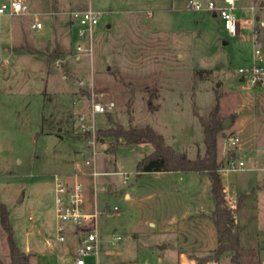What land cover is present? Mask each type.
Wrapping results in <instances>:
<instances>
[{"label":"rangeland","instance_id":"1","mask_svg":"<svg viewBox=\"0 0 264 264\" xmlns=\"http://www.w3.org/2000/svg\"><path fill=\"white\" fill-rule=\"evenodd\" d=\"M23 1L26 10L5 14L0 21V201L9 208L17 244L34 254L32 264H73L79 238L70 232L64 241L57 237L53 175L90 170L85 160L93 146L79 117L85 114L90 123L94 94L116 102L113 110L96 114L97 131L110 125L111 115L127 127L149 123L192 158L206 151L200 118L219 104V116L226 121L218 135V157L227 205L235 207L239 196L251 190L235 211L246 251L238 262L231 250L217 258L208 175H137L139 144L97 132V162L110 170L99 174L97 182L107 190L101 176H109L118 188L117 196L105 199L98 189V209L109 211L99 216L102 235H122L121 252L110 259L176 264L186 250L206 253L205 258L215 257L219 264H257L258 259L264 264V192L260 202L255 197L264 188V82L249 86L238 72L252 64L255 45L264 51V17H255L264 16V0L238 10L237 34L225 28L220 15L193 9L188 0ZM90 4L103 10L92 54L76 50L69 21L71 9ZM51 134L60 140L47 148ZM142 151L146 155L151 148ZM113 170L130 172L128 182ZM91 184L88 200L94 209ZM193 190L204 209L188 216L184 206L194 209ZM0 258L9 264L1 215ZM87 260L95 262L94 257Z\"/></svg>","mask_w":264,"mask_h":264},{"label":"built area","instance_id":"2","mask_svg":"<svg viewBox=\"0 0 264 264\" xmlns=\"http://www.w3.org/2000/svg\"><path fill=\"white\" fill-rule=\"evenodd\" d=\"M187 4L193 9L207 8L217 12L223 19L225 28L232 34L238 33V18L236 10L238 0H208L205 4L201 0H188ZM27 9L23 0H8L0 3V21L5 14H17ZM103 15V10L94 8L91 4L86 7L71 9L69 13L70 23L75 34V48L79 52L87 51L93 53V35L96 26ZM37 26H42L37 22ZM78 57L80 54L78 53ZM1 63V61H0ZM242 81L249 86H256L264 82V51L263 48L255 45L254 60L250 65H242L238 69ZM116 106L114 100L103 101L97 99L95 94L91 98L90 123L86 121V115L81 114L82 130L88 132L90 144L93 146V154L85 160L90 167L89 171L77 169L70 173L55 172L53 175V191L55 201L56 231L59 240H66L68 232L78 236L76 251L73 257V264H88V257H94V264H154L148 259L114 261L110 256L121 252L117 245L122 239L119 233L110 236H103L99 228V216L104 212L97 206L89 210L86 207V175L93 178L94 193L99 188H105L97 182V176L101 173H109L97 169V125L96 114L113 110ZM233 138V137H232ZM238 138H235V140ZM235 142V141H234ZM244 161H239V168H243ZM122 176L124 183L128 182L130 172L114 171ZM117 205L114 209H118ZM206 253L197 251H182L176 264H219L215 257H208Z\"/></svg>","mask_w":264,"mask_h":264},{"label":"trees","instance_id":"3","mask_svg":"<svg viewBox=\"0 0 264 264\" xmlns=\"http://www.w3.org/2000/svg\"><path fill=\"white\" fill-rule=\"evenodd\" d=\"M264 5V1L262 3ZM204 123V143L206 151L196 157H189L185 152L176 150L166 140L165 135L152 124L133 125L127 127L123 121L114 119L111 115L106 128H99L102 138L114 137L123 139L126 143H151L153 150L147 153L137 164L139 171H181L206 173L211 181V194L214 199V209L210 217L217 233V258L226 250L234 252L232 259L239 261L246 251L241 243L242 227L237 223L235 211L240 209L243 200L249 195H240L235 207L227 205L226 188L223 182L221 160L218 157V135L224 126V119L219 116V104L209 113L208 117H201ZM0 215L3 228L7 232L10 250L9 264H30L29 253L22 249L14 237V229L10 220V211L6 203L0 201ZM0 264H3L0 258ZM257 264H263L261 259Z\"/></svg>","mask_w":264,"mask_h":264},{"label":"crops","instance_id":"4","mask_svg":"<svg viewBox=\"0 0 264 264\" xmlns=\"http://www.w3.org/2000/svg\"><path fill=\"white\" fill-rule=\"evenodd\" d=\"M217 2L218 3H222L223 2V0H217ZM253 2V0H238V7H237V10H236V14H237V12H238V10L239 9H242V7H247V6H249V4L250 3H252ZM163 8V7H162ZM186 8H188V7H186ZM164 9H166V8H164ZM188 9H190V8H188ZM208 10H210V9H208ZM210 11H212V13H213V15H219L217 12H215V11H213V10H210ZM152 13V11H150L149 12V14H151ZM246 13H247V15H250V13H251V10H247L246 11ZM255 17H256V20H259V19H261V17H264L261 13L259 14V13H256L255 14ZM70 19V18H69ZM70 21V20H69ZM263 21V20H262ZM264 22V21H263ZM70 26H71V32L74 34V32H73V27H72V25H71V23H70ZM74 36H75V34H74ZM7 49H9V48H7ZM78 57V56H77ZM61 128V127H60ZM60 137V136H59ZM48 139H49V137H48ZM48 141V140H47ZM168 142V141H167ZM178 141H176V140H172V141H169L168 143L169 144H171L176 150H178V151H183V149L185 148L184 146H182V145H179L178 143H177ZM137 144H139L138 145V147H137V150H140V152H139V154H141V155H143L144 153H143V149H145V148H147V147H149L150 146V148H151V151L153 150V145H151V143H137ZM47 148H48V146H47ZM186 153V152H185ZM98 154V153H97ZM143 158V157H142ZM96 160H98V159H96ZM140 161V160H139ZM138 160H137V162H139ZM138 164V163H137ZM102 166H103V164H102V162L101 161H98L97 162V169H99L100 171H104V172H109L110 173V170H107V168H102ZM114 171H120V170H113L112 172H114ZM137 171V175H141V174H148V173H167V171H165V170H153V171H139L138 169L136 170ZM169 173L170 172H180V171H168ZM66 173H70V172H66ZM197 175L199 174V173H197V172H195ZM116 174H118V173H116ZM120 175V174H119ZM91 176V175H90ZM122 177V176H121ZM85 179H86V182H88L87 183V187H89L87 190H86V207L89 209V210H92V208H90L89 207V205H91V203H90V201L91 200H88V197L90 198L91 197V192H90V190H91V186H90V183H92L91 185H92V198H93V207H95V206H97L98 207V193L97 194H95L94 193V188H93V178H92V176H91V178H90V180H89V178H87V176L85 177ZM101 183L102 184H105V185H108V187H110L109 189H108V187H107V190H104V189H102V188H99V189H101V190H103V192H102V194H103V198L105 199V197H107V196H117L118 195V188H117V185H116V181L114 180V179H112V178H110L109 176H105V175H102L101 176ZM209 181V180H208ZM264 182V180L262 181V183ZM86 187V188H87ZM89 190V191H88ZM175 190H177V189H175ZM110 193H109V192ZM106 192H108V193H106ZM247 193H250L251 192V190H249V191H246ZM264 192V188H261L260 190H258V192L256 193V195H255V197L257 198V200H258V202H260V200H261V194ZM125 197L126 198H131L132 197V194L130 193V191H126V193H125ZM249 197H251V196H248V198ZM247 198V199H248ZM190 200H191V203H192V205H193V203H195V207H194V209H191L189 206H188V204H185V206H184V209H186L185 211V213H187V214H189L188 216H190L192 213H193V210H194V212H196V213H199V212H201L202 213V211H203V202L201 203V201L199 200V196H198V190H193L192 192H190ZM55 204V203H54ZM54 214H55V207H54ZM183 217H184V215H182ZM150 223H154V222H150ZM35 228V225H32L31 226V229H34ZM72 234H74V233H72ZM76 235V234H75ZM28 249H33V247H31V246H28L27 247ZM34 248H36V246L34 247ZM23 249V248H22ZM37 249V248H36ZM61 252H64L63 250L61 251ZM29 253V255H30V264H32V258L31 257H33V255L34 254H31L30 252H28Z\"/></svg>","mask_w":264,"mask_h":264},{"label":"water","instance_id":"5","mask_svg":"<svg viewBox=\"0 0 264 264\" xmlns=\"http://www.w3.org/2000/svg\"><path fill=\"white\" fill-rule=\"evenodd\" d=\"M240 80H243V77H240ZM224 126L226 127V121H224ZM60 140L59 135L57 134H51L49 136L48 142H47V146L48 148H52L56 143H58V141ZM145 154L142 155V157H144ZM23 199V195H20L18 198V201H22Z\"/></svg>","mask_w":264,"mask_h":264}]
</instances>
